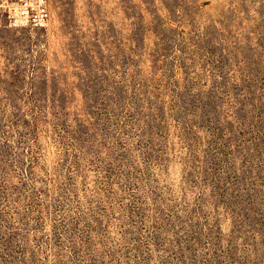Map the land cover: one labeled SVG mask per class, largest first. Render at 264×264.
Segmentation results:
<instances>
[{
	"label": "rangeland",
	"instance_id": "obj_1",
	"mask_svg": "<svg viewBox=\"0 0 264 264\" xmlns=\"http://www.w3.org/2000/svg\"><path fill=\"white\" fill-rule=\"evenodd\" d=\"M0 16V264H264V0H48Z\"/></svg>",
	"mask_w": 264,
	"mask_h": 264
},
{
	"label": "built area",
	"instance_id": "obj_2",
	"mask_svg": "<svg viewBox=\"0 0 264 264\" xmlns=\"http://www.w3.org/2000/svg\"><path fill=\"white\" fill-rule=\"evenodd\" d=\"M0 16L9 26L40 28L50 16L48 0H0Z\"/></svg>",
	"mask_w": 264,
	"mask_h": 264
}]
</instances>
